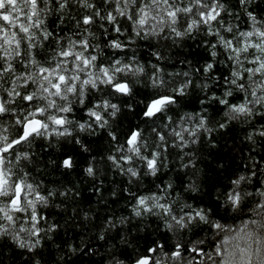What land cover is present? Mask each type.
<instances>
[{
	"label": "snow or ice",
	"instance_id": "snow-or-ice-1",
	"mask_svg": "<svg viewBox=\"0 0 264 264\" xmlns=\"http://www.w3.org/2000/svg\"><path fill=\"white\" fill-rule=\"evenodd\" d=\"M5 250L264 264V0H0Z\"/></svg>",
	"mask_w": 264,
	"mask_h": 264
},
{
	"label": "trees",
	"instance_id": "trees-1",
	"mask_svg": "<svg viewBox=\"0 0 264 264\" xmlns=\"http://www.w3.org/2000/svg\"><path fill=\"white\" fill-rule=\"evenodd\" d=\"M194 95L193 94V98L189 99L188 101H186L187 103L191 104V103H198L194 100ZM188 111H191V108L187 109ZM242 138V132L239 130V127L237 126V130L235 132H230L229 135L227 137H221L220 140L218 141L220 147L218 149L219 152L221 153H228L229 155H232L235 157L236 160V164L240 163V147H242V145H240V139ZM233 141H235V144L237 145L236 151L235 152H230L229 150L233 147ZM97 145H94V147ZM67 150L68 151H72V152H76V149L72 146V145H68L67 146ZM77 158L80 159L79 155L77 154ZM49 179H51V177H48ZM71 179L75 180V175H73V177H71ZM104 179V185H103V191L105 193V196L107 197V193L110 189L116 187L118 188L120 185V180L121 178L119 176H114L113 174H108L106 177H103ZM90 193L87 191V188H84L83 191V196L85 198L89 197ZM109 201L111 200L110 197H108ZM95 201H96V197L93 195L91 198V202L93 204V206H95ZM85 207H87V205H85ZM113 208L117 209V211L119 212V206L116 204L112 205ZM138 244L141 246V249H143V245L145 243V241L143 239H140L137 241ZM101 253H103V248L101 249ZM98 264H103V260L101 259V257H95L94 258ZM0 260L4 261V264H22V261L20 259L19 254L16 255H10L7 250H5L3 253H0Z\"/></svg>",
	"mask_w": 264,
	"mask_h": 264
}]
</instances>
